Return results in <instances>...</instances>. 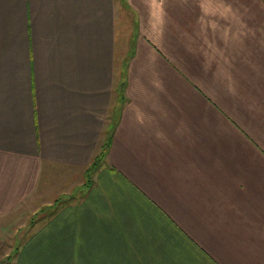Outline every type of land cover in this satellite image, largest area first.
<instances>
[{"label":"crops","instance_id":"obj_1","mask_svg":"<svg viewBox=\"0 0 264 264\" xmlns=\"http://www.w3.org/2000/svg\"><path fill=\"white\" fill-rule=\"evenodd\" d=\"M118 2L0 0V226L34 218L16 264H264V0H128L124 110Z\"/></svg>","mask_w":264,"mask_h":264},{"label":"rangeland","instance_id":"obj_2","mask_svg":"<svg viewBox=\"0 0 264 264\" xmlns=\"http://www.w3.org/2000/svg\"><path fill=\"white\" fill-rule=\"evenodd\" d=\"M118 4H119V15L120 18H118V23L121 22L119 24V39H120V43H122V46L124 47V53L123 55L122 52H120L119 56L120 59L118 61H120L121 65H119L118 63V72H117V78L121 79L123 82L125 81L124 77L128 78V83H127V87L125 89L124 86V91H123V97H134L135 101H127L124 103V106L122 108V110H124L125 105L127 104V107L130 106L132 107V105L134 106L135 102L138 101L141 98V91H140V81H139V85L138 82L135 80V77H133L132 79L129 76V65L135 55L132 54L131 49L134 48V44H133V40L134 37H138V31H139V25L136 22V18H135V13L133 11L132 7H124L123 5H126L128 3V0H118ZM197 4H201L202 5V9L204 10H212L213 3L212 2H205V3H197ZM123 6V7H122ZM143 35H141V43H144L145 45L148 46V43L146 40H144ZM154 37V36H153ZM155 38V37H154ZM157 44V43H156ZM126 58V59H125ZM128 64V75H124L123 71L125 69H123L122 65ZM135 68V66H134ZM127 70V69H126ZM180 76V75H179ZM129 78H130V83L131 86L128 90V85L129 83ZM181 83H185L183 81V79L181 78ZM159 83V81L157 79L153 78V84L151 85V91L154 89H158L157 87V83ZM188 83L190 84V82L188 81ZM160 85V83H159ZM171 99V96H170ZM174 102H178L174 99H171ZM157 101H161V100H157ZM167 100L163 101V104L159 107V110H157V113L160 112L159 114V118L161 117V114L165 113V109L166 106L164 105V102H166ZM136 102V103H138ZM119 104H120V100H119ZM159 106V105H158ZM119 107V106H118ZM139 108V107H138ZM127 109V108H126ZM166 115H168V111L166 112ZM152 120L155 121L152 123V125L155 124V126L157 127V134L159 136V139H164L165 135L167 134L168 130H169V119L168 117H166V120L164 122L159 123L156 120V115L154 113H152ZM176 122L179 124H182V121L180 120L179 117H176ZM135 138L132 140V143L135 144ZM112 144V142H111ZM111 146V145H110ZM102 149V148H101ZM106 155H104L105 157ZM99 160V159H98ZM95 164V163H94ZM94 164L87 170L86 172V181H85V186H78V188L75 190L77 192H75L74 197L77 198L76 193H81L79 194V197H82V194L88 192V187L91 185L90 183H92V185L94 184L95 188L97 187L96 184V173H97V169H94ZM79 181H83L82 178H78ZM80 187V188H79ZM94 188V189H95ZM69 194V193H68ZM63 197H65L64 199H62ZM67 196H65L64 194H62V196H53L51 198V196L49 197L50 201H53V199L55 200L54 202L57 203V207H61L64 205V203H69L71 200H65ZM51 208L45 209L43 210L42 213L49 211ZM51 212V211H50ZM48 212V213H50ZM32 213H25L23 211L16 213L14 218H7L6 214L3 215V219H10L8 220L6 223H4L3 225L1 224L0 226V264H16V257L18 254V251L20 249V245L21 243H18V240L21 241V238L24 236V231H26L27 225L28 223H33L34 218H32ZM40 215H38L37 220H39ZM25 228V229H24ZM23 234V235H22ZM25 238V236H24Z\"/></svg>","mask_w":264,"mask_h":264},{"label":"trees","instance_id":"obj_3","mask_svg":"<svg viewBox=\"0 0 264 264\" xmlns=\"http://www.w3.org/2000/svg\"><path fill=\"white\" fill-rule=\"evenodd\" d=\"M130 52H132V54H134V48H132L131 49V51ZM123 69H125L124 71H123V74L126 76V75H128V64H127V62H126V64H125V67H123ZM127 69V70H126ZM124 79H125V81L123 82L122 80L120 81V84H119V87L116 89V91L119 93V100H120V104H118V106H119V109L118 110H122V108H123V106H124V103L126 102V100H127V97H123V91H124V86H125V89H126V87H127V83H128V78L126 77H124ZM117 121V120H116ZM115 124H116V122H115ZM115 124H113V126H112V129H111V135L113 134V132H114V126H115ZM111 142H112V139H110L109 138V141H107L106 143H105V145L104 146H102L101 148V150L99 151V154L97 155V156H95V158H94V161H93V163H92V165L94 164V169H98L99 168V166L104 162V159H105V157H104V155H106V153H107V151H108V149H109V147H110V145H111ZM99 159V160H98ZM91 165V166H92Z\"/></svg>","mask_w":264,"mask_h":264}]
</instances>
